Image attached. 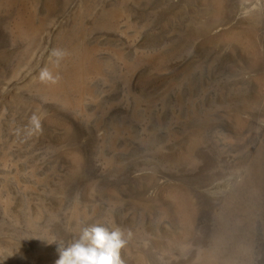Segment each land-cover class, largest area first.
I'll return each mask as SVG.
<instances>
[{
  "label": "rangeland",
  "instance_id": "obj_1",
  "mask_svg": "<svg viewBox=\"0 0 264 264\" xmlns=\"http://www.w3.org/2000/svg\"><path fill=\"white\" fill-rule=\"evenodd\" d=\"M50 1L0 0V264L113 221L125 264H264V0Z\"/></svg>",
  "mask_w": 264,
  "mask_h": 264
},
{
  "label": "clouds",
  "instance_id": "obj_2",
  "mask_svg": "<svg viewBox=\"0 0 264 264\" xmlns=\"http://www.w3.org/2000/svg\"><path fill=\"white\" fill-rule=\"evenodd\" d=\"M65 50L53 49L56 64L66 56ZM41 78L57 83L59 76H53L45 68ZM131 233L113 221L111 224L93 223L79 228V232L67 243H59V259L55 264H125L121 252L127 246ZM8 257H3L7 259Z\"/></svg>",
  "mask_w": 264,
  "mask_h": 264
},
{
  "label": "bare ground",
  "instance_id": "obj_3",
  "mask_svg": "<svg viewBox=\"0 0 264 264\" xmlns=\"http://www.w3.org/2000/svg\"><path fill=\"white\" fill-rule=\"evenodd\" d=\"M50 2H51L50 0H44L43 11H46V12L49 11V3H50ZM250 5H251V3L249 2V3L246 5V8H250ZM46 15H49V14H46ZM19 18H21V19H20L21 21H24V19H23V17L21 16V14H20ZM24 22H25V21H24Z\"/></svg>",
  "mask_w": 264,
  "mask_h": 264
}]
</instances>
